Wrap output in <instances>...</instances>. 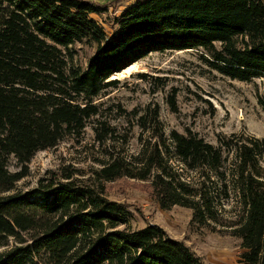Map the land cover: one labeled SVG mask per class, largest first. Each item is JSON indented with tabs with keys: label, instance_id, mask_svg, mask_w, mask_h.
I'll return each instance as SVG.
<instances>
[{
	"label": "trees",
	"instance_id": "obj_1",
	"mask_svg": "<svg viewBox=\"0 0 264 264\" xmlns=\"http://www.w3.org/2000/svg\"><path fill=\"white\" fill-rule=\"evenodd\" d=\"M131 1L109 33L94 16L112 2L0 0V248L16 242L0 264H206L158 225L132 230V212L105 195L106 183L119 179L149 182L163 211L190 209L192 224L207 230L223 224L231 184L241 216L229 228L241 239L242 262L264 264V140L220 136L216 147L192 130L167 136L157 107L137 121L149 134L137 154L112 145L98 169L64 168L12 194L36 154L82 136L101 115L97 99L120 84L110 79L149 55L196 50L231 81L264 78V0ZM76 45L96 48L84 70L70 66ZM176 96L168 98L174 113ZM258 104L264 111V91ZM99 124L97 141H116ZM13 161L19 171L10 170ZM183 170L200 173L199 181Z\"/></svg>",
	"mask_w": 264,
	"mask_h": 264
},
{
	"label": "rangeland",
	"instance_id": "obj_2",
	"mask_svg": "<svg viewBox=\"0 0 264 264\" xmlns=\"http://www.w3.org/2000/svg\"><path fill=\"white\" fill-rule=\"evenodd\" d=\"M91 1L106 4L115 0ZM131 4V0L115 2L108 14L95 15L94 18L112 33L114 18ZM95 49L86 45L73 46L70 66L86 69ZM202 57L203 53L196 50L152 54L134 64V69L123 76L110 79L118 80L120 84L97 99L96 102L101 105L100 117L90 121L82 136L68 137L56 148L36 154L29 165L27 178L16 184L12 194L27 193L52 172L59 173L64 168H77L84 173L91 168L98 169L99 160L106 159L107 153L113 152L112 145H115L116 152H123V155L137 154L142 147L141 138L146 140L149 137L137 124L148 107V114L158 108L167 136L176 130L182 134L192 130L216 147L220 136L237 134L264 140V111L258 104V95L264 91V78L248 83L231 81L209 69ZM145 74L147 78H139V75ZM175 91L176 113L172 112L168 100ZM135 111L137 114H133ZM99 121H105L107 127L115 131L116 141L108 140L103 144L97 141L94 128L100 126ZM124 137L128 141L126 144L123 143ZM174 164L181 167L176 162ZM262 165L264 167V157ZM226 167L230 169L231 162ZM10 170L15 172L20 169L13 161ZM182 173L187 181H199L200 173L188 174L185 170ZM149 184L119 179L105 185L107 198L125 204L132 212V230L158 225L170 237L183 241L206 264H243L241 255L245 250L240 245L241 239L233 237L229 228L241 216L240 203L231 184L230 198L223 199V224L208 230L192 224L190 209L178 206L163 211L152 198ZM217 188L221 192V183ZM3 244L0 254L16 246L13 239L3 240Z\"/></svg>",
	"mask_w": 264,
	"mask_h": 264
},
{
	"label": "bare ground",
	"instance_id": "obj_3",
	"mask_svg": "<svg viewBox=\"0 0 264 264\" xmlns=\"http://www.w3.org/2000/svg\"><path fill=\"white\" fill-rule=\"evenodd\" d=\"M135 66H136V65H132L129 69L125 70L124 72L120 73L119 75H120V76H123L124 74H126V72H129L130 69L133 70Z\"/></svg>",
	"mask_w": 264,
	"mask_h": 264
}]
</instances>
